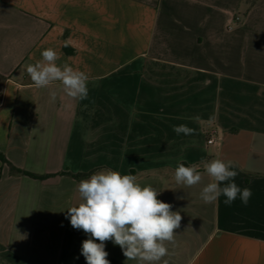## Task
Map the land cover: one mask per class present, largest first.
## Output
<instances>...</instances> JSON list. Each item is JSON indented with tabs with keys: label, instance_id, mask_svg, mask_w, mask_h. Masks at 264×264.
<instances>
[{
	"label": "crops",
	"instance_id": "1",
	"mask_svg": "<svg viewBox=\"0 0 264 264\" xmlns=\"http://www.w3.org/2000/svg\"><path fill=\"white\" fill-rule=\"evenodd\" d=\"M47 48L88 75L86 99L34 86ZM0 152L49 175L0 160V264H86L67 209L83 202L73 175L102 170L182 216L159 264H264V0H0ZM215 158L237 163L247 205L200 198ZM178 163L202 181L178 184ZM105 245L110 264H138Z\"/></svg>",
	"mask_w": 264,
	"mask_h": 264
},
{
	"label": "clouds",
	"instance_id": "2",
	"mask_svg": "<svg viewBox=\"0 0 264 264\" xmlns=\"http://www.w3.org/2000/svg\"><path fill=\"white\" fill-rule=\"evenodd\" d=\"M60 55L52 48L43 50L42 60L26 68L31 81L39 89L59 82L67 96L86 99L88 75L67 63L58 64ZM49 95L54 103L57 92L51 91ZM173 131L177 135L193 132L184 124L173 125ZM237 167L233 160L215 158L206 162L204 170L211 181L202 188L200 198L205 203H212L223 195L226 197L224 203L231 205L239 196L247 205L252 191L248 187L241 189L234 182L238 175ZM174 179L178 184L191 187L202 181V175L195 165L178 163ZM78 192L83 202L67 209V217L74 229L82 230L89 237L81 247L86 264H110L105 250L106 241L118 245L126 260H135L138 264H159L168 254L165 242H174L175 230L180 227L182 216L171 210V204L159 200L160 192L153 187L142 186L135 175L102 170L89 179L81 180Z\"/></svg>",
	"mask_w": 264,
	"mask_h": 264
},
{
	"label": "trees",
	"instance_id": "3",
	"mask_svg": "<svg viewBox=\"0 0 264 264\" xmlns=\"http://www.w3.org/2000/svg\"><path fill=\"white\" fill-rule=\"evenodd\" d=\"M0 160L3 161L4 163L8 164L10 166V170L13 174H26L29 175L31 177L37 178V179H45L47 177H49V175H44V176H39V175H35L33 173H29L23 170H20L16 167H14L7 159L6 157L0 152ZM95 173V171L90 172V173H80V174H76L73 175L77 180H83L86 178L91 177V175H93Z\"/></svg>",
	"mask_w": 264,
	"mask_h": 264
},
{
	"label": "built area",
	"instance_id": "4",
	"mask_svg": "<svg viewBox=\"0 0 264 264\" xmlns=\"http://www.w3.org/2000/svg\"><path fill=\"white\" fill-rule=\"evenodd\" d=\"M240 20H241L240 17H236L234 19V22H239ZM207 135H208V138H207L208 145H214L217 143V135H216L215 131H213V130L209 131Z\"/></svg>",
	"mask_w": 264,
	"mask_h": 264
}]
</instances>
